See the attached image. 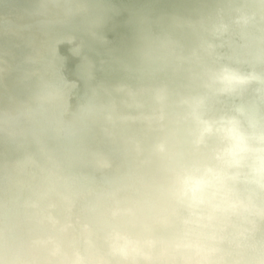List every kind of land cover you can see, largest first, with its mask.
<instances>
[{"label":"bare ground","instance_id":"1","mask_svg":"<svg viewBox=\"0 0 264 264\" xmlns=\"http://www.w3.org/2000/svg\"><path fill=\"white\" fill-rule=\"evenodd\" d=\"M69 1L0 0V26L6 32L0 37V68L8 57L11 69L17 70L10 77L14 91L0 88V264H82L85 257L89 264L108 260L112 264L123 257L114 244L131 240L140 244L137 234L164 238L159 243L177 247L179 234L159 228L160 222L173 218V203L189 176L186 173L196 165L221 167L217 156L229 164L238 159L232 150L239 141L220 123L219 112L225 106L212 105L217 110L214 117L207 116L208 124L190 112L197 99L189 80L196 82L194 86H211L218 71L203 58L210 36L184 25L157 33L150 30L147 38L155 40L145 49L154 59L129 56L124 66L117 53L111 70L100 73L95 62L79 58L72 76L64 53L51 52L37 61L39 54L31 47L50 41L53 32L77 33L73 28L82 19L72 17L66 25H58L50 15L62 4L63 12L68 10ZM92 1L97 13L86 14L90 21L107 6V0ZM254 2L225 0V5ZM114 17L106 11L97 32L110 31L107 40L119 34V28H108ZM87 33L83 28L78 34ZM18 43L27 47L14 51ZM52 66L63 71L46 80L43 73ZM31 69L40 70L41 78L24 83ZM185 93L191 97L189 105L180 101ZM49 94L53 98H46ZM216 119L217 134L231 145L228 150L219 135L206 133L207 126L218 127ZM18 165L20 172L13 170ZM246 170L245 163L242 171ZM218 203L222 209L219 197L204 207V215L188 217L200 242L210 239L219 223L227 222L226 217L208 218ZM249 239L250 235L244 238ZM187 247L186 257L206 255L202 246L191 250L187 243Z\"/></svg>","mask_w":264,"mask_h":264},{"label":"water","instance_id":"2","mask_svg":"<svg viewBox=\"0 0 264 264\" xmlns=\"http://www.w3.org/2000/svg\"><path fill=\"white\" fill-rule=\"evenodd\" d=\"M69 2L68 10L63 12L65 7L62 4L50 15L57 19L58 25H66L72 17L82 19L80 26L73 28L77 33L58 36L53 32L50 41L34 43L31 47L39 54L35 60L41 61L45 55L51 52L60 54L61 51L72 76H76L79 58L95 62L97 71L104 73L110 69L111 60L117 53L120 64L124 66H127L129 56L154 59L152 52L145 49L148 42L155 40L147 38L150 30L157 33L171 25H184L194 32L206 33L212 40L203 58L212 61L218 71L212 76L214 84L211 86H194L196 82L189 80L188 87L196 91L194 97L197 99L193 100L190 112L193 118L208 124L207 116L214 117V110H217L212 105L220 102L225 106L224 111L219 112L222 114L220 123L239 141L236 149L232 150L238 157L235 164L217 156L216 160L223 163L221 167L220 164L196 165L186 173L197 176L211 174L216 179L199 192L189 191L185 185L177 191L171 211L173 218H169L170 222H160L159 228L172 236L179 234L177 247L167 240L171 247L159 243L164 238L137 234L140 244L134 240L125 245L114 244V250L122 252L123 257L112 261V264H264V212L260 213V205L264 203V185L252 180L253 165L250 161L252 158L254 162L256 155L250 149L260 147L261 141L257 138L264 135V0H255L251 6H227L225 0H107L105 10L93 21L86 16L97 13L92 0ZM122 4L127 6L122 7ZM108 10L115 14L108 25L109 30L119 28V34L110 35L109 40L106 36L110 31L106 35L97 33ZM83 28H87L88 33L80 37L78 33ZM5 35V29L0 26V37ZM26 47L27 44L18 43L14 51ZM8 53L13 54L11 50ZM9 60L7 57L1 63L0 88L5 87L11 93L14 90L10 77L17 70L16 67L11 69ZM61 67L52 66L42 77L51 80L63 71ZM34 78H41L40 70L31 69L24 75L23 81L27 83ZM182 95L180 101L189 105L190 95ZM46 98H53V94ZM215 121L218 127L207 126L206 133L213 137L219 135L218 140L224 141L228 150L231 145L223 134H217L220 123L218 119ZM217 154L221 155L220 152ZM245 163L247 170L242 171ZM13 170L20 172L22 168L18 165ZM219 197L223 200L222 209L218 203L216 210H211L214 215L208 218L226 217L227 222L219 223L210 239L200 242L188 217L204 215V207ZM238 199L242 201L239 203ZM67 220L62 219L63 222ZM247 235L250 239L244 240ZM187 243L192 244L191 250L202 246L206 255L186 257ZM85 262L89 264L87 257L80 260L82 264ZM107 264L111 262L108 260Z\"/></svg>","mask_w":264,"mask_h":264},{"label":"clouds","instance_id":"3","mask_svg":"<svg viewBox=\"0 0 264 264\" xmlns=\"http://www.w3.org/2000/svg\"><path fill=\"white\" fill-rule=\"evenodd\" d=\"M257 139L261 141V146L250 149L256 154L251 169L252 180L264 185V135L259 136ZM215 179L216 177L211 174L201 176L189 175L184 178L183 183L187 190L199 192L210 186Z\"/></svg>","mask_w":264,"mask_h":264}]
</instances>
